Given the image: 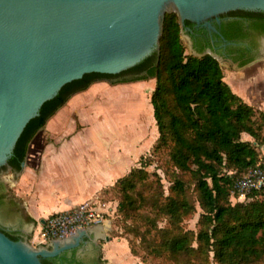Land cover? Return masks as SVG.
<instances>
[{
	"label": "trees",
	"instance_id": "1",
	"mask_svg": "<svg viewBox=\"0 0 264 264\" xmlns=\"http://www.w3.org/2000/svg\"><path fill=\"white\" fill-rule=\"evenodd\" d=\"M241 12L264 17L261 12ZM141 71L146 74L115 83L155 80L151 104L159 137L152 151H165L170 167L179 174H175L168 196L161 178L151 175L143 165L116 183L115 194L120 195L117 212L124 220L147 209L169 222L168 227L159 228L156 218L145 214L142 218L153 224L155 234L150 237L151 228L142 232L135 226L129 232L140 237L145 251L166 257L173 264H264V191L252 193L247 201L231 203L235 180L264 165L260 153L264 147V111L249 105L232 90L220 62L212 55L186 54L175 13L165 17L159 54L116 76L85 75L45 103L40 116L23 132L8 166L0 171L10 168L12 172H22L21 164L36 135L74 95L105 77ZM244 134L252 141L244 140ZM180 173L189 175V184ZM151 176L155 178L151 180ZM191 184L196 200L190 192ZM197 203L202 214L196 234L185 230L183 222L195 214ZM7 235L15 241L22 239ZM131 252L138 256L132 247ZM66 255L42 262L63 264Z\"/></svg>",
	"mask_w": 264,
	"mask_h": 264
},
{
	"label": "water",
	"instance_id": "2",
	"mask_svg": "<svg viewBox=\"0 0 264 264\" xmlns=\"http://www.w3.org/2000/svg\"><path fill=\"white\" fill-rule=\"evenodd\" d=\"M234 11L264 13V0H0V169L66 85L89 74H122L159 54L167 14H177L190 55L218 59L193 50L186 22L215 30L210 20ZM103 226L40 246L26 227L18 241L0 230V264H43L96 238Z\"/></svg>",
	"mask_w": 264,
	"mask_h": 264
},
{
	"label": "crops",
	"instance_id": "3",
	"mask_svg": "<svg viewBox=\"0 0 264 264\" xmlns=\"http://www.w3.org/2000/svg\"><path fill=\"white\" fill-rule=\"evenodd\" d=\"M97 84L100 83L74 95L48 121L55 141L46 145L40 144L38 148L29 147L26 171L32 164L33 175L28 176L26 182L18 183L20 190L17 194L18 200L22 199L24 203L28 220L32 223L28 228L29 240L36 238L41 222L48 216L80 204L105 203L112 210H117L118 202L110 199L116 195L115 185L138 166L141 155H132L129 147L122 149L118 143L86 140L85 136L90 133L97 136L98 132L110 130L105 126L88 127V123L95 121L96 116L90 120L86 106L99 90L100 86ZM258 102L252 101L255 108ZM92 109L97 111L96 104ZM243 139L252 141L247 134L243 135ZM111 232V227L106 223L98 231L97 237L86 239L85 244L92 241L100 248L99 258L103 264H143L128 254L125 244L126 252L121 253L123 239L119 241L112 237L111 241H106L105 237L110 236Z\"/></svg>",
	"mask_w": 264,
	"mask_h": 264
},
{
	"label": "rangeland",
	"instance_id": "4",
	"mask_svg": "<svg viewBox=\"0 0 264 264\" xmlns=\"http://www.w3.org/2000/svg\"><path fill=\"white\" fill-rule=\"evenodd\" d=\"M184 42V40H183ZM185 44V43H184ZM186 47V46H185ZM186 54H191L186 49ZM221 67L224 71L225 80L230 85L232 90L242 97L246 103L252 104V101H259L256 105V109H263L264 111V60L258 65L250 66L241 70H232L229 68L220 58ZM100 86L98 91L92 96L89 104L86 106L87 116L91 118L96 116L95 121H90L88 127H103L110 128V130L98 132L96 136L94 133L88 134L86 140L98 143H118L122 149L127 146L132 155H141L142 161H138V168L145 166L147 171L154 175L156 174L162 180L163 191L165 196L169 195V188L172 186V182L175 178V174H179L177 170L170 167L169 158L165 151H159L153 153L152 148L155 146L159 137L158 128L154 118L153 106L151 104V96L155 89V80L149 79L140 82H134L129 84L111 85L107 83L97 84ZM91 91H89L90 93ZM95 99H97L95 101ZM261 103V104H260ZM96 104L97 111L92 109ZM136 123V125H134ZM50 124L42 129L35 139L31 143V147L38 148L41 145H46L52 141H55L54 136L51 134ZM264 147L260 148V153L264 158ZM124 152V150H123ZM141 163V164H140ZM33 165L29 166L26 171V167L20 174L13 173L9 170L0 171V186L4 193L9 195L15 202H17L23 210V201L18 200L19 185L18 183L26 182L28 176L33 175ZM25 174V175H24ZM181 174V173H180ZM23 175L25 176L23 179ZM181 177L190 183V177L188 174H181ZM155 177L151 176V180ZM192 197L196 200V194L194 192V185H189ZM120 195L110 197L114 201H118ZM244 202L239 199V194L232 192L231 203L233 205ZM196 212L190 218L183 222V228L188 231H193L196 234L199 231V219L202 214V210L197 203ZM150 215L152 218H156L157 226L159 228H165L169 226V222L166 217H156L151 210L141 209L136 215L129 220H124L123 216L115 211L109 218L111 224L110 236L122 241L120 248L121 253L126 252L128 247V254L135 257L137 262L143 264H173L166 257H155L149 252L145 251L140 237H137L133 233L129 232V228L135 226L139 227L142 232H145L147 228H151L149 236L155 234L152 223H147L142 216ZM32 223L29 220L26 221L25 227H31ZM26 238V236H25ZM34 245L35 239L29 240ZM127 246H125V245ZM131 244V245H130ZM36 246V245H34ZM196 246V244H195ZM131 247L136 251L138 256H134L131 252Z\"/></svg>",
	"mask_w": 264,
	"mask_h": 264
},
{
	"label": "flooded vegetation",
	"instance_id": "5",
	"mask_svg": "<svg viewBox=\"0 0 264 264\" xmlns=\"http://www.w3.org/2000/svg\"><path fill=\"white\" fill-rule=\"evenodd\" d=\"M210 23L215 30L196 27L192 23L186 22L185 34L190 38L194 51L214 53L224 64L236 71L253 67L264 60V17L249 16L241 11H234L213 18ZM145 74L146 71L131 72L114 78L105 77L96 83L129 84L115 82L123 78L133 79ZM6 170L11 171L10 168ZM27 220L26 211L5 194L0 186V230L6 234L24 237L22 231ZM100 251V248L90 241L78 249L68 252L67 261L63 264H103L99 258Z\"/></svg>",
	"mask_w": 264,
	"mask_h": 264
},
{
	"label": "built area",
	"instance_id": "6",
	"mask_svg": "<svg viewBox=\"0 0 264 264\" xmlns=\"http://www.w3.org/2000/svg\"><path fill=\"white\" fill-rule=\"evenodd\" d=\"M264 191V165L252 168L234 182V193L247 201L254 192ZM116 210L107 204L83 203L70 210L51 214L40 224L34 245H47L52 240H61L74 235L79 229L106 224Z\"/></svg>",
	"mask_w": 264,
	"mask_h": 264
},
{
	"label": "bare ground",
	"instance_id": "7",
	"mask_svg": "<svg viewBox=\"0 0 264 264\" xmlns=\"http://www.w3.org/2000/svg\"><path fill=\"white\" fill-rule=\"evenodd\" d=\"M107 225H108V223H107Z\"/></svg>",
	"mask_w": 264,
	"mask_h": 264
}]
</instances>
